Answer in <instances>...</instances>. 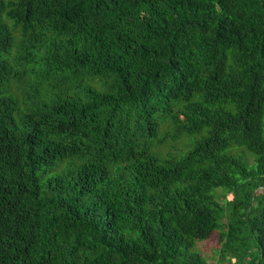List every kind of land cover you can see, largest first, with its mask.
Instances as JSON below:
<instances>
[{"label":"trees","instance_id":"1","mask_svg":"<svg viewBox=\"0 0 264 264\" xmlns=\"http://www.w3.org/2000/svg\"><path fill=\"white\" fill-rule=\"evenodd\" d=\"M216 232L264 264V0H0V264H210Z\"/></svg>","mask_w":264,"mask_h":264},{"label":"rangeland","instance_id":"2","mask_svg":"<svg viewBox=\"0 0 264 264\" xmlns=\"http://www.w3.org/2000/svg\"><path fill=\"white\" fill-rule=\"evenodd\" d=\"M167 127L163 128V132H165ZM162 130L160 131L159 137L155 140H153V152L156 154L159 153L158 148L162 145H160V138L163 136ZM202 135H195L192 137H189L188 140L190 139V142L196 143L198 140H200ZM187 140V139H186ZM172 142V141H171ZM171 146H174L173 143H170ZM166 146V145H165ZM178 149L180 150L181 148L184 147L183 141L181 143L177 144ZM191 147L187 149V151L190 150ZM170 149L165 148L163 151L168 152ZM158 152V153H157ZM251 163H253V160L251 159ZM221 248V239H220V234L218 232L214 233L209 240L204 241V242H199L196 247V251L200 254L202 258L207 260L210 264H220L219 263V251ZM226 264H235V260H233L231 263H226Z\"/></svg>","mask_w":264,"mask_h":264}]
</instances>
